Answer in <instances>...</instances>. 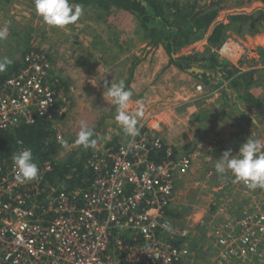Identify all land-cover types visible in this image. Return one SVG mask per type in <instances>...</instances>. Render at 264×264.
Masks as SVG:
<instances>
[{"label": "built area", "instance_id": "obj_1", "mask_svg": "<svg viewBox=\"0 0 264 264\" xmlns=\"http://www.w3.org/2000/svg\"><path fill=\"white\" fill-rule=\"evenodd\" d=\"M248 35H227L216 47L207 40L204 51L196 52L201 57L210 49L239 75L260 73L264 53L246 44L253 36ZM61 82L50 54L36 49L23 55L18 70L0 86V134L33 125L40 117L53 123L62 119L69 102ZM204 89L197 87L200 93ZM128 111L141 113L139 134L125 135L116 117L112 120L87 157L95 172L88 189L48 183L49 162L30 182L18 180L14 167L0 177V264H199L182 241L191 231L167 217L178 179L199 154L167 143L162 122L147 106ZM159 153H164L162 160L152 158ZM241 184L242 202L226 195L213 215L225 217L211 225L218 249L214 264H264V189Z\"/></svg>", "mask_w": 264, "mask_h": 264}, {"label": "rangeland", "instance_id": "obj_2", "mask_svg": "<svg viewBox=\"0 0 264 264\" xmlns=\"http://www.w3.org/2000/svg\"><path fill=\"white\" fill-rule=\"evenodd\" d=\"M179 1L183 4L195 2V0ZM198 1V9L204 5L220 3V12L225 6L232 13H247L243 10L240 12L234 10L237 7L240 8L241 5H246L245 0ZM1 11L3 13H0V27L7 26L8 37L6 40H0V59L7 57L11 59L12 65L15 63L16 66H20L23 53L29 51L30 46L36 47V49L38 48L52 56L55 60V69L61 77H64L61 88L65 89L68 94L69 107L66 115L54 123L53 127L63 136L64 140H71L72 144L63 148L59 159L69 156L72 151L87 150L75 144L81 122L86 123L95 132L93 139L96 143L100 141L101 133L110 126L117 115V106L108 97L104 96V92L107 91L106 86H110L112 82L118 83L117 80L124 78L126 72L125 77L128 81V77H131L134 70L132 69L133 62L140 63L142 61L141 64L144 62L155 63L157 59H161L159 51L164 49L161 45L153 46L144 39L145 32L133 15L114 7L107 11L97 9L94 6L83 8V14L76 23L67 26L63 30L44 23L42 18L37 15L34 0H0ZM258 12L264 11H261L259 7H255V10L250 13ZM236 25L239 29V24L236 23ZM247 25L252 26L251 23ZM232 30L227 29L226 34ZM234 36L239 37V34ZM192 55L200 57L199 52H194ZM175 59H178V57H175ZM167 63L169 66L166 65L162 69L155 77L153 84L156 82L161 84L166 78L171 77V74H169L170 66H172L170 59ZM64 67L67 70L66 75H64ZM194 67L202 69L197 65ZM12 68L13 66H9L0 74L6 75ZM123 70L124 74H122ZM254 73L257 75L254 76L258 83L256 87L261 95L259 99L264 102V87H262L264 84V69L260 73L258 71H254ZM199 82L201 81L199 80ZM178 83L181 86L185 83L191 87L193 79H181ZM125 86L128 90H131L127 82H125ZM210 86L209 91L216 89V91L222 93L225 87H229V82L218 86L217 82L214 81ZM205 91L207 90L205 89ZM153 92L151 90L149 95V91H141L140 94L136 90L131 97V101L135 105H138L137 101H142V104L139 105L147 106L148 101L150 103L154 102L151 98ZM135 95L140 97L137 99ZM146 98L148 99L145 100ZM173 99L175 100H171L172 103L181 101L176 100L175 97ZM165 121H167V125L162 129L164 130L162 135L167 143L177 146L175 129L169 126L174 121H168L167 117L163 119L164 123H166ZM215 125L218 127L219 124L216 123ZM233 129V127L230 128V131ZM236 131L233 132L230 147L227 149L225 146L227 143L224 139L227 130H218L217 133L212 130L205 138H208V140L204 141V144L202 142L198 143L201 144L202 154L207 155V158L204 160L202 157L197 159L188 174L178 179L175 187L176 193L169 208L170 216L168 219L180 228L191 231V234L183 240V243L186 244L190 241L193 247L196 243L195 246H200L199 249L207 251L208 248L209 256H211L210 264H213L211 259H214L218 254V249L213 248L214 241L211 238L212 224L209 223L212 219L211 216L219 212L216 207L226 195H231V198L235 197L238 203H241L240 200L244 199L242 184L234 183L235 178L231 173L223 178L218 176L215 163L226 150L231 149L232 154L236 155L240 146L246 143L248 139L261 141L264 128L257 131L251 130V134L248 135L243 129ZM209 143H212V145H209ZM212 148L214 151L211 152L210 149ZM210 172L212 175L209 176ZM197 218H200L198 223L201 224L197 223L196 225ZM222 218L225 217L220 215L214 217L215 221L220 219V222Z\"/></svg>", "mask_w": 264, "mask_h": 264}, {"label": "trees", "instance_id": "obj_3", "mask_svg": "<svg viewBox=\"0 0 264 264\" xmlns=\"http://www.w3.org/2000/svg\"><path fill=\"white\" fill-rule=\"evenodd\" d=\"M245 1L246 3L253 1L264 3V0ZM70 3L74 6L79 4L83 8L94 6L104 11L114 7L130 13L138 20L141 29L145 32L144 39L153 46L161 45L169 56H173L187 45L199 41L211 27L221 10L220 3L204 5L198 9V0L187 4H183L179 0H70ZM229 21V24L221 23L215 26L208 39L211 47H216L224 41L227 37V29H235L240 35H243L244 31H248L252 35L258 26H264V12L233 16L230 17ZM236 23L239 24V29ZM249 23L252 26H248ZM32 50H36V47L30 46L29 51H25L23 55ZM50 58L54 64L51 55ZM171 64L181 70H188L196 64L199 65L204 71L199 76H201V82L206 87L210 88V84L214 81L217 82L218 86L229 82L228 88L230 90L236 91L239 98L251 106L253 111L264 116V102L251 93V90L258 85L254 79V72L239 75L236 67L225 61H218L217 57L211 54L210 49H207L204 56L201 57L189 55L175 60L171 59ZM9 66H13V68L8 74H0L2 85L20 67L19 65L16 66L15 63ZM228 101H230L229 96ZM53 124L47 118L40 117L33 125L23 124L1 133L0 177L6 176L8 171L14 167L12 156L15 153L24 149H31L33 162L38 167L42 168L46 162L51 163L52 171L46 176L48 183L64 182L70 189H88L91 187L95 177L94 169L87 161L91 149L72 151L69 156L59 159L63 148L71 144L72 141L64 140L63 136L53 127ZM242 124L245 125L247 131V125ZM152 158L160 161L164 158V153L155 154ZM169 216L168 209L167 217ZM180 243L176 241L175 244Z\"/></svg>", "mask_w": 264, "mask_h": 264}, {"label": "crops", "instance_id": "obj_4", "mask_svg": "<svg viewBox=\"0 0 264 264\" xmlns=\"http://www.w3.org/2000/svg\"><path fill=\"white\" fill-rule=\"evenodd\" d=\"M255 7H259L261 11H264V3L260 1H253L250 3L247 2L246 5H241L240 8L237 7L234 9L237 10L238 12L243 10L244 12L247 13H232L228 11L227 7L223 6L222 8L223 12L222 11L219 12L214 25H216V23L229 24L230 23L229 19L230 17L233 16L254 14L250 12L254 11ZM214 25L208 31L207 36L203 40H200L199 42L193 45H191L192 43L189 44L191 46L187 45L188 47L181 49L180 51L176 52L173 56H169L163 49L159 51V55H161V59L159 60L157 59L155 63L144 62L143 64H141L142 61L140 63L133 62L132 69L134 70L132 71L131 77H128V81L127 78L125 77V74H127V72L124 74V70L122 73L124 74L123 76L124 78L120 79L118 77L119 80H117V81L123 80L127 82V85L129 84V88L131 89L133 94L137 90L138 92H140V94L141 91H149V95H150L151 90H153L154 92L151 98L153 99L154 102L150 103V101H148L146 105L148 108L151 109V112L153 114H156L158 121L162 122L161 125L162 129H164V127H166L167 125V121H165L166 123L163 122L164 118L167 117L168 121H174V123H170L169 126L175 129L174 134H176L175 136L178 141V144L176 145H178V147L182 149L183 153L196 151L199 154L198 159L202 157L203 160L207 158V155L202 154V149L200 146L201 144L198 143L202 142L204 144V141L206 142V140H208V138L207 139L205 138L209 133H211L212 130L214 131V133H217L218 130L219 131L227 130L226 137H224L225 143H227L225 145L227 149L230 147V140L232 138L234 131L237 130L236 132H238V129L239 130L243 129V131H246L245 125L242 123H245L248 127L246 128L247 129L246 135L250 134L251 130L257 131L259 129L264 128L263 126L264 116L262 114L260 115L255 111H253L251 106H249L239 98L236 91L230 90L226 87L223 89L224 92L222 93L221 91H216V89L209 91V88L206 87L204 83L199 82V80L201 81V76H199L200 74L195 72H190V70L194 69L195 67L191 68L190 70L189 69L181 70L178 67H176L174 64H172L169 70V74H171V77L166 78L164 82H162L161 84H158L157 82L153 84V81H155V77H157V75L162 71V69L166 67V65H168L167 63L168 59H170V63H171V59L175 60V57L180 58L183 56H189L198 50L200 52L204 51L205 47L207 46L208 37L211 35V32L213 31L212 29H214L213 28ZM237 34H239L237 31L232 30L227 32L226 36L227 35L234 36ZM248 34L251 33H249L248 31H244L243 33V35H248ZM252 35L253 36H251L249 40H247L248 42H246V44L249 46L258 47V50H261L263 54L264 26L262 25L258 26L256 31ZM53 61L55 65V60L53 59ZM59 63L63 65L61 62ZM64 70H65L64 75H66L67 73L66 67H64ZM250 72H254V71H250ZM63 78L64 77H62V81H64ZM181 79H189V80L193 79L192 86L191 87L189 85L187 86V84L185 83L181 86V84L178 83V81ZM200 84L204 85V88L207 91H205L204 89L202 93L198 92L197 87ZM251 93L254 94V96L258 99L261 96L257 87L253 88L251 90ZM228 96L230 98V101H228ZM139 97L136 96L137 99ZM173 97H175L176 100H181V101L177 103H172L171 100H175L173 99ZM147 99L148 98H146L145 100ZM133 105L136 107L139 104L135 105L131 101L129 108H133L132 107ZM216 123L219 124L218 127L215 125ZM232 127L234 129L230 131V128ZM261 142H264L263 137ZM209 145H212V143L211 144L209 143ZM210 151L212 152L214 151V149L212 148L210 149ZM211 218H212L211 222H209L210 225L213 224L212 222H214L213 215L211 216ZM199 221L200 218H197L196 225ZM186 244L188 246L190 245V248L195 253L199 264H210L209 262L211 256H209L208 248H207L208 251L207 253L205 249H199L200 246L196 247L195 246L196 243L194 244V247L193 245L190 244V241L186 242ZM211 260L213 261V259Z\"/></svg>", "mask_w": 264, "mask_h": 264}, {"label": "clouds", "instance_id": "obj_5", "mask_svg": "<svg viewBox=\"0 0 264 264\" xmlns=\"http://www.w3.org/2000/svg\"><path fill=\"white\" fill-rule=\"evenodd\" d=\"M37 15L42 18L48 26L65 29L67 26L76 23L83 14V7L79 4L73 6L70 0H34ZM8 37L7 26L0 27V40ZM12 63L11 59L4 57L0 59V72H4ZM190 70V69H189ZM107 91L104 96L117 106L116 120L127 136L135 137L139 134L137 127V116L141 113L137 111L130 114L128 109L133 92L128 90L125 82H112L106 86ZM136 103L142 104V101ZM93 130L84 122L79 126V132L75 144L83 148H94L96 141L93 139ZM264 142L248 139L240 146L236 155L231 149L226 150L215 163V170L218 176L225 177L228 173L235 178L234 183H243L247 188L255 190L264 189ZM14 168L17 170V179L22 182H30L38 179L39 168L33 162L31 149H24L12 156Z\"/></svg>", "mask_w": 264, "mask_h": 264}, {"label": "water", "instance_id": "obj_6", "mask_svg": "<svg viewBox=\"0 0 264 264\" xmlns=\"http://www.w3.org/2000/svg\"><path fill=\"white\" fill-rule=\"evenodd\" d=\"M190 72H195V73H198V74H203V70L202 69H199V68H194L192 70H190Z\"/></svg>", "mask_w": 264, "mask_h": 264}]
</instances>
